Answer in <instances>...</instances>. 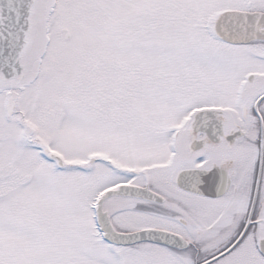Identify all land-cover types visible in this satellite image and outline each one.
Returning <instances> with one entry per match:
<instances>
[{
	"label": "snow or ice",
	"instance_id": "snow-or-ice-1",
	"mask_svg": "<svg viewBox=\"0 0 264 264\" xmlns=\"http://www.w3.org/2000/svg\"><path fill=\"white\" fill-rule=\"evenodd\" d=\"M0 264H264V0H0Z\"/></svg>",
	"mask_w": 264,
	"mask_h": 264
}]
</instances>
